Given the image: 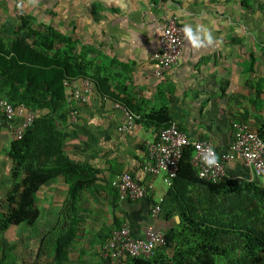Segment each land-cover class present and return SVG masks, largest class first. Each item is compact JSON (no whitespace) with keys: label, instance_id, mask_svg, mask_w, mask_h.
I'll use <instances>...</instances> for the list:
<instances>
[{"label":"crops","instance_id":"crops-1","mask_svg":"<svg viewBox=\"0 0 264 264\" xmlns=\"http://www.w3.org/2000/svg\"><path fill=\"white\" fill-rule=\"evenodd\" d=\"M84 1L94 17L90 31L98 33L103 65L97 77L106 79L103 88L133 113L146 119L164 110L190 140L206 141L217 154L228 150L234 121L264 133V0ZM167 19H175L183 29V48L177 64L156 78L149 59L158 49V28ZM78 113L76 121L66 116L59 126L63 151L70 163L93 171L92 184L76 193L66 214L62 210L69 185L63 177L36 193L44 223L59 214L74 229L66 249L75 250L77 259L91 258L93 253L99 256L101 245L124 224L134 238H143L150 225L162 229L172 221L177 224L176 190L167 189L161 177L141 171L145 144L154 140L158 126L140 121L130 134L118 133L124 122L121 111L97 92ZM124 172L138 182L152 183V195L135 203L120 200L110 182ZM225 174L229 179L256 180L240 162L227 163ZM204 191L193 186L186 193L197 203L193 195ZM158 197L163 198V214L152 223L148 213Z\"/></svg>","mask_w":264,"mask_h":264},{"label":"trees","instance_id":"trees-1","mask_svg":"<svg viewBox=\"0 0 264 264\" xmlns=\"http://www.w3.org/2000/svg\"><path fill=\"white\" fill-rule=\"evenodd\" d=\"M28 28V21L21 18L16 34L29 30ZM73 51V42L51 27H46L41 33L38 32L31 45L17 41L5 50L0 40V58L5 67L9 66L12 79L10 83L4 82L5 85H9V88L6 92L0 88V97L6 99L13 107L24 106L36 114L33 124L25 130L23 137L20 140L12 139L9 144L8 158L12 163L10 175L12 189L7 196L9 207L5 213H0V230L2 231L10 226L32 227L35 225L40 215L36 204V193L50 181L63 177L69 185L67 202L62 210V213L66 214L76 198V193L90 186L94 180V176L90 175L93 171L91 172L85 166L70 163L63 151V134L54 125L53 116L56 111L62 110L65 119L67 116L64 103V79L91 77L98 85L101 96L122 103L132 112L127 103L113 97L103 88V84H107L106 79L86 73L84 65L76 63L75 68L69 64ZM45 55L50 56V60H47ZM8 56H12V59L7 60ZM67 65L72 68L68 69ZM4 87L3 85L2 88ZM42 109L49 110L51 114L38 118L37 113ZM140 117L141 122L148 121L156 124L157 133L172 122L164 110L151 113L146 119ZM258 132L264 139L263 130H258ZM192 155V148L184 150L177 176L173 181L171 189L176 190L174 193V198L177 200L175 213L178 214L179 222L177 224L172 222L174 227L184 232L187 231L189 237L199 238L201 243L198 249L197 247L190 248L186 256L183 255L184 253L175 252L174 256L169 259L166 250L173 247L175 240L174 232L170 228L165 229L166 244L157 251L160 252L159 255L156 252L155 256L148 260L126 258L122 264H215L213 255L215 248L210 244L214 243L220 235L236 234L244 238L246 253L251 259L256 249H264V240L253 233L227 226L209 225L198 218L199 212L195 206L197 203L189 199L186 191L188 187L202 186L209 196L234 192L264 196V192L260 189H252L251 184L243 179L225 178L219 184L199 180L189 164ZM203 208L206 211L205 207ZM67 227L66 240H62L64 248L75 237L74 229L70 228L69 224ZM40 246H42V240ZM102 264H104L103 261Z\"/></svg>","mask_w":264,"mask_h":264},{"label":"rangeland","instance_id":"rangeland-1","mask_svg":"<svg viewBox=\"0 0 264 264\" xmlns=\"http://www.w3.org/2000/svg\"><path fill=\"white\" fill-rule=\"evenodd\" d=\"M83 3H86L85 9ZM88 6V1L84 0H0V40L4 49L8 50L17 41L31 45L38 32L51 27L74 44L69 64L75 68L76 63L84 65L86 73L98 76V68L103 64L101 65L102 57L97 47L98 33L90 31L94 17L86 11ZM21 18L28 21L29 30L16 34ZM45 58L50 60V56L45 55ZM10 59L12 56L7 57V60ZM67 66L68 69L72 68ZM8 68L0 58V88L4 92L9 88L4 82L12 81ZM50 114L49 110L42 109L38 111L37 116L42 118ZM53 117L54 125L59 129L65 122L62 110L56 111ZM11 141L10 135L0 133V213L7 211V196L12 189V163L8 158ZM249 183L252 189L264 192L263 181L256 179ZM202 193L196 192L193 195L197 200L195 206L199 212L198 218L209 225L250 232L264 240V196L245 192L221 193L214 196H209L206 191ZM192 216L196 218L193 214ZM44 220V213L40 211L39 218L32 227L10 226L4 231L0 230V264H102L99 256L94 255L96 253H93L91 258L79 256L77 259L75 250L71 252L62 246L69 224L63 216L59 219L58 214L50 223H44ZM163 228H171L175 235L173 247L166 250L169 259L175 252L184 253L186 256L190 248L198 249L201 243L198 237H189L187 231L174 227L173 222ZM210 245L215 248V264H264V249H256L251 259L246 253L244 238L236 234L217 236L215 242ZM159 253L157 252V255ZM68 254L72 257H68Z\"/></svg>","mask_w":264,"mask_h":264},{"label":"built area","instance_id":"built-area-1","mask_svg":"<svg viewBox=\"0 0 264 264\" xmlns=\"http://www.w3.org/2000/svg\"><path fill=\"white\" fill-rule=\"evenodd\" d=\"M183 29L175 19L159 26L157 34L158 49L150 56L152 73L162 78L165 71L175 66L183 48ZM64 103L67 116L76 121L78 107L83 106L91 96L99 93L98 85L91 77H75L63 80ZM107 99L104 96H101ZM108 100V99H107ZM114 108L120 110L124 118L117 132L130 134L141 117L132 113L122 103L112 101ZM35 112L24 106L13 107L0 97V132L6 131L13 140H20L27 128L35 120ZM232 140L225 153L217 154L214 148L203 140H190L176 123L171 122L156 133L153 141L145 144L146 160L141 165L144 175L161 177L164 186L171 189L177 176L179 162L184 150L193 149L190 166L196 177L210 184H219L226 178L225 165L240 162L253 179L264 182V139L258 130L249 123H231ZM110 185L116 190L120 200L139 202L152 195V183L136 181L129 173H120L112 178ZM163 198L158 197L148 213L149 220L157 223L161 216ZM165 229L153 225L145 229L143 238H134L128 225L114 230L99 249V257L104 264H122L127 259L148 260L165 246Z\"/></svg>","mask_w":264,"mask_h":264}]
</instances>
